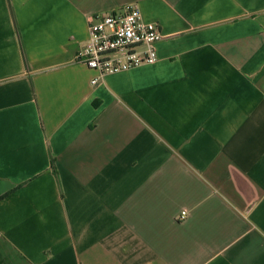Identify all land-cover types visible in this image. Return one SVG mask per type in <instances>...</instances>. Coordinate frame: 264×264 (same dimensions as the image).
<instances>
[{
  "label": "crops",
  "instance_id": "crops-1",
  "mask_svg": "<svg viewBox=\"0 0 264 264\" xmlns=\"http://www.w3.org/2000/svg\"><path fill=\"white\" fill-rule=\"evenodd\" d=\"M129 4L158 61L93 86ZM0 264H264V0H0Z\"/></svg>",
  "mask_w": 264,
  "mask_h": 264
},
{
  "label": "built area",
  "instance_id": "built-area-1",
  "mask_svg": "<svg viewBox=\"0 0 264 264\" xmlns=\"http://www.w3.org/2000/svg\"><path fill=\"white\" fill-rule=\"evenodd\" d=\"M88 24L89 40L77 60L97 72L93 86L108 75L157 63V44L163 38L160 25L145 22L137 4L90 16Z\"/></svg>",
  "mask_w": 264,
  "mask_h": 264
},
{
  "label": "trees",
  "instance_id": "trees-1",
  "mask_svg": "<svg viewBox=\"0 0 264 264\" xmlns=\"http://www.w3.org/2000/svg\"><path fill=\"white\" fill-rule=\"evenodd\" d=\"M52 164H53V168H54V165H55V161H54V159H52Z\"/></svg>",
  "mask_w": 264,
  "mask_h": 264
}]
</instances>
